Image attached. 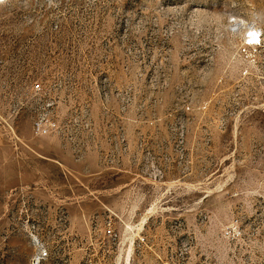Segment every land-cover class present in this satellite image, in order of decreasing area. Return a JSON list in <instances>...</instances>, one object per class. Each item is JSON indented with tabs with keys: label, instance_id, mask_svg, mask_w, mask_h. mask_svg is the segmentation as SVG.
<instances>
[{
	"label": "rangeland",
	"instance_id": "obj_1",
	"mask_svg": "<svg viewBox=\"0 0 264 264\" xmlns=\"http://www.w3.org/2000/svg\"><path fill=\"white\" fill-rule=\"evenodd\" d=\"M2 119L0 264H264V0H0Z\"/></svg>",
	"mask_w": 264,
	"mask_h": 264
},
{
	"label": "built area",
	"instance_id": "obj_2",
	"mask_svg": "<svg viewBox=\"0 0 264 264\" xmlns=\"http://www.w3.org/2000/svg\"><path fill=\"white\" fill-rule=\"evenodd\" d=\"M253 29V30H250ZM249 31L246 32L244 39V48L250 49L251 51H257L260 46L261 33L254 27H250ZM32 90H39V84L34 82L31 86ZM50 103L47 105L49 106ZM56 128V123L49 116V112L41 113L38 115L32 124V131L35 135H46ZM5 133H9L11 138H16L15 132L13 131V126L7 120H0V139L5 136ZM112 230L108 227L106 229V234L111 235ZM47 253L44 250H38L37 253L32 258V264H41V261L45 259Z\"/></svg>",
	"mask_w": 264,
	"mask_h": 264
},
{
	"label": "bare ground",
	"instance_id": "obj_3",
	"mask_svg": "<svg viewBox=\"0 0 264 264\" xmlns=\"http://www.w3.org/2000/svg\"><path fill=\"white\" fill-rule=\"evenodd\" d=\"M251 30H253V29H251Z\"/></svg>",
	"mask_w": 264,
	"mask_h": 264
}]
</instances>
